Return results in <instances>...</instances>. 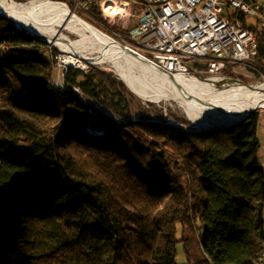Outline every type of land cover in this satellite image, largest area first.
I'll return each mask as SVG.
<instances>
[{
	"label": "trees",
	"instance_id": "1",
	"mask_svg": "<svg viewBox=\"0 0 264 264\" xmlns=\"http://www.w3.org/2000/svg\"><path fill=\"white\" fill-rule=\"evenodd\" d=\"M236 16L259 31L251 66L264 76V30ZM85 20L101 21L96 5ZM58 54L0 17V264H178L180 243L190 264L259 260L260 112L198 130L151 116L97 66L69 67L55 85ZM194 232L204 254L196 260Z\"/></svg>",
	"mask_w": 264,
	"mask_h": 264
},
{
	"label": "built area",
	"instance_id": "2",
	"mask_svg": "<svg viewBox=\"0 0 264 264\" xmlns=\"http://www.w3.org/2000/svg\"><path fill=\"white\" fill-rule=\"evenodd\" d=\"M46 2H55L44 0ZM76 12L88 14L99 8L102 23L115 40L144 56L165 73L184 75L215 86L229 80L228 72L238 65L252 68L258 58L259 31L242 25L235 14L243 15L264 30V5L248 0H66ZM65 3V2H63ZM67 4V3H65ZM116 7L113 16L105 7ZM78 16L76 13H74ZM205 62L202 64V62ZM79 62V61H78ZM64 64V68L58 69ZM69 67L58 55L53 71L64 80ZM255 72V70H254ZM264 77V76H263ZM78 92L79 90L75 88Z\"/></svg>",
	"mask_w": 264,
	"mask_h": 264
},
{
	"label": "bare ground",
	"instance_id": "3",
	"mask_svg": "<svg viewBox=\"0 0 264 264\" xmlns=\"http://www.w3.org/2000/svg\"><path fill=\"white\" fill-rule=\"evenodd\" d=\"M105 11L113 16L116 7L106 6ZM0 13H5L18 26L42 36L59 49L77 55L81 50L92 48L100 54L98 58L100 62L112 60L117 64L119 60H124L127 69L125 71L119 67V70L123 80L133 93L145 101L172 100L178 103L186 116L196 124L219 128L243 118L257 105L264 109V84H261L257 90L236 87L214 92L211 85L184 75H176L175 81H173L129 55L119 43L92 25H84L60 3L34 0L19 4L13 0H0ZM55 24L79 34L80 39L76 41L68 39L54 28ZM65 59L70 65L80 63L73 56ZM136 68H141L152 76L155 83L138 77L134 70ZM254 264H264V251L261 258Z\"/></svg>",
	"mask_w": 264,
	"mask_h": 264
},
{
	"label": "rangeland",
	"instance_id": "4",
	"mask_svg": "<svg viewBox=\"0 0 264 264\" xmlns=\"http://www.w3.org/2000/svg\"><path fill=\"white\" fill-rule=\"evenodd\" d=\"M13 1L16 2L15 0H13ZM31 1H34V0H31ZM31 1H29V2H31ZM29 2H27V3H29ZM260 2L264 3V0H260ZM16 3H19V2H16ZM54 3H63V2H61V1L56 2L55 1ZM19 4H25V3H19ZM71 6H73V5H71ZM69 9H70V7H69ZM74 9H75V7L73 8V10L70 9V11L73 13H76L78 15V17L83 19L84 21H86L85 19H88V14H86L83 11L76 12V10H74ZM42 19H45V18H42ZM86 22H88V21H86ZM252 22L253 21L250 20L249 24L250 23L252 24ZM90 25H92L93 27H95L97 30L104 33L105 35L114 39L113 33L116 32V30L114 28L110 29L106 24L102 23L101 21L97 22V24L95 23L94 25L93 24H90ZM54 28L57 31H60L61 33H63L64 36H66L68 39H70L72 41H76V40L80 39L79 34L73 32L71 30L62 28L58 24H55ZM116 41H118L119 43L122 44V42H120L119 40H116ZM46 44H48V43H46ZM48 45L51 48L57 49L59 51L58 56L60 57V55H61V58L63 61L66 60L65 59L66 57L73 56L74 59H76L77 61L80 62L77 66L82 68L84 70L85 74L88 72L90 64H87L83 58L96 61L97 64H95L93 66H97L99 69L103 70L106 73L113 74L116 78L122 80L125 83V81L123 80V78L121 76V72L119 70L122 67L126 71L127 64L124 60H119L117 64L112 60H106L104 62H100V61H98L100 54L92 48H88L86 50H81V51H79V53L77 55H75L72 52H68L64 49H59V48L52 46L50 44H48ZM203 63H205V62H202V64ZM66 64H67V62H66ZM62 68H64V64H61V67L58 69L61 70ZM60 70H57V71L54 70L53 75H52V81L57 86L60 82H62L64 80V78H62V73ZM134 70H135L136 75L138 77H141L142 79L146 78L148 81L155 83V81L152 80V76L145 73L141 68H136ZM228 75H229V80H225L223 82H220L219 84H216L215 86H212L211 84H209V85H211L214 92H221V91L229 90V89L236 88V87H248L252 90H257V89H259V86L261 84H264V77L263 76H261V77L257 76V73L254 72L251 67L238 65L233 70H230L228 72ZM204 83H208V82H204ZM127 87H128V85H127ZM140 99L142 100V102L144 104V109L151 116L157 117L159 114L160 115L162 114L168 120H174L176 118H181V119H185V120L191 122V124L193 125L194 128H206V126L199 125V124H196L195 122L191 121L186 116L185 112L179 106V104L172 101V100L160 101V102H151V101H145L142 98H140ZM149 103L154 105V107H149L147 105ZM256 112H260V125H259L258 137H259L260 142H261V149H260L258 155H259V158H260L262 165L264 166V109H259ZM180 235H181V229H179V236ZM190 236L193 238V240H192L193 243L192 242L189 243L190 251L193 253L192 260L200 259L204 256V254L201 251V248H199V236L196 232H194L192 234L189 233L188 237H190ZM177 262H178V264H190V262L187 258V255L185 252V247H184L183 243L178 244V247H177Z\"/></svg>",
	"mask_w": 264,
	"mask_h": 264
},
{
	"label": "water",
	"instance_id": "5",
	"mask_svg": "<svg viewBox=\"0 0 264 264\" xmlns=\"http://www.w3.org/2000/svg\"><path fill=\"white\" fill-rule=\"evenodd\" d=\"M52 3H54V2H52ZM60 4L64 5V6L69 10V12H70L71 15H73V16L77 17L78 19H80L81 22H82L84 25L89 26V23H88V22L84 21L83 19H81V18H79L78 16H76L73 12H71L70 9H69V6H68L67 4H65V3H60ZM0 17L9 19L10 21H12V22L15 24V26H16L18 29L24 31V32L27 33L28 35H30V36H32V37H35V38H38L39 40H41V41H43V42H45V43L50 44V43L47 42L42 36H40V35H38V34H33V33L29 32V31L25 30L24 28L18 26V25L15 23V21L12 20V19H11L8 15H6L5 13H0ZM108 37H109V36H108ZM110 38H111V37H110ZM112 39H113V38H112ZM113 40H114L115 42L119 43V42L116 41L115 39H113ZM119 44L123 47L124 51H126L129 55L133 56L134 58H136L137 60H139V61L142 62L143 64H145V65L151 67L153 70H155V71H157V72H159V73H161V74L167 76V77L170 78L171 80L175 81V76H173V75H171V74H168V73H165L161 68L157 67L154 63H152L150 60H148V59L145 58L144 56L140 55L139 53L135 52L134 50L130 49L129 47H127V46H125V45H123V44H121V43H119ZM50 45H51V44H50ZM52 46H53V45H52ZM83 59H84V61H85L87 64H90V65H95V64H97V62L94 61V60H88V59H85V58H83ZM132 92H133V91H132ZM259 109H262V108H261L260 106L257 105V106H255L250 112H248V113L246 114V116H244L243 118L238 119V120H235L234 122L229 123V124H226L225 126H221V127H219V128H211V127L206 126V128H195V129H198V130H207V131H211V130H212V131H215V130H221V129H224V128H227V127H231V126H234V125H236V124H238V123H240V122L245 121V120H246V119H247L252 113L258 111Z\"/></svg>",
	"mask_w": 264,
	"mask_h": 264
}]
</instances>
